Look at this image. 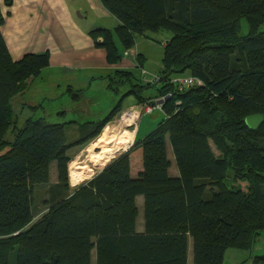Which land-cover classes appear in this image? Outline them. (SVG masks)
<instances>
[{
	"label": "trees",
	"instance_id": "1",
	"mask_svg": "<svg viewBox=\"0 0 264 264\" xmlns=\"http://www.w3.org/2000/svg\"><path fill=\"white\" fill-rule=\"evenodd\" d=\"M101 2L118 25L89 34L110 65L121 62V50L135 47L139 35L172 33L155 82L154 99H166L165 118L72 192L77 157L69 150L99 138L121 104L103 120L80 126L72 142L64 125L44 118L19 126L12 100L50 66L51 54L15 60L1 31L6 15L0 6V264H189L190 241L193 264H223L228 250L251 249L264 230V122L257 130L245 123L264 117V0ZM243 19L246 36L240 35ZM137 59L141 66L144 57ZM115 75L111 87L134 77L125 70ZM181 76L203 84L180 90L172 80ZM151 86L128 95L152 103L141 94ZM9 132L13 141L6 140ZM169 145L178 177L170 175ZM54 162L57 182L43 202L46 213L33 223L35 188L50 184ZM253 264H264V256Z\"/></svg>",
	"mask_w": 264,
	"mask_h": 264
},
{
	"label": "rangeland",
	"instance_id": "2",
	"mask_svg": "<svg viewBox=\"0 0 264 264\" xmlns=\"http://www.w3.org/2000/svg\"><path fill=\"white\" fill-rule=\"evenodd\" d=\"M78 15V10L76 11ZM109 30H114L115 21L111 20L108 24ZM259 31L264 33V23L259 27ZM250 32V27L243 19L240 23V35L246 36ZM172 38V33L161 31L159 33L147 32L144 35H139L136 39V45L128 51L121 50L122 60L115 64L123 66L116 70H125L133 73L134 77L132 83L125 82L121 86H112L111 78L116 77L115 71L112 73L100 71L98 73L80 72L83 79L76 83H69L67 81L72 75L62 73L59 69H53V72L43 71L38 77L32 78L27 82L28 89L15 97L12 100L15 119L19 126H22L26 119L30 117L44 118L49 124H62L66 128L68 140L75 141L78 138V128L87 122H98L106 118L119 104H121V112L118 113L112 121H110L102 132L108 126H117L120 120L129 118L131 114L132 123L124 130V133L129 136L128 142L124 145H119L118 142L111 145L107 150H101L89 162H83L87 159L88 153L85 152L86 147L90 143L83 146H75L69 150L68 155L76 160L70 167V185L73 192L79 186L92 180L106 165L113 159L123 154L131 145L136 143L139 138L147 135L145 130L148 125H153L152 130L158 123L165 118L163 110L155 109L153 113L149 114L144 104H138L136 94L128 95L130 90H139L141 85L152 84L147 87L143 93L146 98L154 99L157 94L158 86L154 82V78L161 73L164 57V45ZM120 49V42L116 38ZM144 57L141 66L138 62V56ZM128 62V63H127ZM146 73V74H144ZM95 77L93 80L92 78ZM92 84V85H91ZM135 85V86H134ZM155 100V99H154ZM120 109V108H119ZM141 111V115L139 114ZM135 112V113H134ZM135 118V119H134ZM150 130V132L152 131ZM140 131V135H139ZM149 133V132H148ZM103 133H101L102 135ZM6 140L13 141L14 136L9 132ZM134 142V143H133ZM171 157L173 158L174 169L171 172L178 173L176 163L172 154L171 146L169 145ZM214 148L216 154L218 151ZM84 152V153H83ZM51 182L49 185H39L35 188L34 193V209L36 211V218L33 223L38 221L47 210L43 203L49 197L48 190L51 185L57 182V163L51 165ZM229 186L231 179L225 181ZM139 216L138 227L139 231L144 228V198H139ZM257 256H264V230H262L253 244L251 249H230L225 258L224 264H253V258ZM93 263H95V252H93ZM189 264L192 263V242L189 244Z\"/></svg>",
	"mask_w": 264,
	"mask_h": 264
},
{
	"label": "crops",
	"instance_id": "3",
	"mask_svg": "<svg viewBox=\"0 0 264 264\" xmlns=\"http://www.w3.org/2000/svg\"><path fill=\"white\" fill-rule=\"evenodd\" d=\"M4 2L0 0L6 15L1 31L15 60L27 53L49 51L50 66L45 71L51 73L53 69H59L62 73L68 72L72 76L67 82L75 83L73 86L83 79L82 71H85L83 75L100 71L112 73L126 66V63L122 67L108 64L106 52L95 47L89 34L97 29H108L111 20L115 21V28L118 25L117 19L104 8L101 0H13L11 7H5ZM152 126L148 125L146 134ZM168 155L174 169L169 148ZM172 169L170 175L178 177L179 174L176 170L171 172ZM137 228H140V223Z\"/></svg>",
	"mask_w": 264,
	"mask_h": 264
},
{
	"label": "bare ground",
	"instance_id": "4",
	"mask_svg": "<svg viewBox=\"0 0 264 264\" xmlns=\"http://www.w3.org/2000/svg\"><path fill=\"white\" fill-rule=\"evenodd\" d=\"M134 115H138V113L131 114L129 118L125 120H120L115 127L108 126L103 134L85 150V152L88 153V157L83 164L89 162L99 151L110 148L114 143L118 142L120 146L126 144L129 140V136L124 133V130L131 125L132 116ZM76 162L79 163L78 160H76Z\"/></svg>",
	"mask_w": 264,
	"mask_h": 264
},
{
	"label": "built area",
	"instance_id": "5",
	"mask_svg": "<svg viewBox=\"0 0 264 264\" xmlns=\"http://www.w3.org/2000/svg\"><path fill=\"white\" fill-rule=\"evenodd\" d=\"M146 74V73H144ZM159 79L158 77L154 78V82H158ZM172 82L180 89V90H185L189 89L195 86H201L203 83L197 78L191 77V76H181V77H176L172 80ZM165 98L153 100L151 103H146L145 104V109L146 111L151 114L155 109H163V105L165 102ZM141 115V111L139 113Z\"/></svg>",
	"mask_w": 264,
	"mask_h": 264
},
{
	"label": "water",
	"instance_id": "6",
	"mask_svg": "<svg viewBox=\"0 0 264 264\" xmlns=\"http://www.w3.org/2000/svg\"><path fill=\"white\" fill-rule=\"evenodd\" d=\"M263 122H264V117L262 115H252L247 117L245 120L247 127L251 130H257L263 124Z\"/></svg>",
	"mask_w": 264,
	"mask_h": 264
}]
</instances>
